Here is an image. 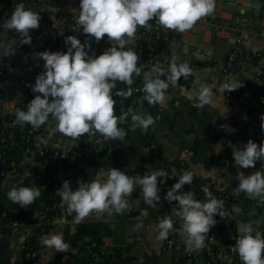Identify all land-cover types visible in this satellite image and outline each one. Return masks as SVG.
<instances>
[{"label": "crops", "instance_id": "crops-1", "mask_svg": "<svg viewBox=\"0 0 264 264\" xmlns=\"http://www.w3.org/2000/svg\"><path fill=\"white\" fill-rule=\"evenodd\" d=\"M52 7L58 10L62 3H55ZM4 8L0 3V10ZM28 8L36 10L33 6ZM208 16L211 19L222 16L233 28L213 38L208 34L199 42L201 49L187 52V58L193 64H203L208 80L190 86H169L163 104L150 105L146 102L138 114H150L154 124L145 132L139 126L133 128L129 118L123 127L124 138L113 139L103 161L86 166L81 172L80 178L91 181L95 170L102 167L119 168L131 177L137 174L143 176L151 169H163L168 179L158 185L161 202L156 207L146 204L137 185L127 198L125 210L119 213L114 210L91 213L76 221L75 214L69 215L66 206L61 207L58 189L63 182L48 184L46 178L38 179L24 169L18 170L10 180L9 191L18 186L39 187L41 195L27 208L8 200L7 204L19 218V224L0 232V264H25L22 253L24 240L42 220L43 208L54 205L60 212L50 235H61L68 247L65 251H58L45 245L41 264H68L70 259L84 256L92 248L120 254L125 264H173V254L164 251L158 225L161 219L171 215L174 208L163 197L172 187L174 177L185 171L193 174V183L188 185V190L196 199L205 200L203 189L207 187L216 198L223 193L228 194L236 202L235 207L240 209L238 214L230 213L236 217L231 222L217 220L211 228L215 246L220 249L235 246L238 223H251L253 235L259 232L264 237V201L249 199L244 193L234 195L239 182L232 156L235 147L243 148L249 139L258 144L264 143V132L254 131L258 119L252 108L244 105L247 97L254 98L252 92H260L261 84L254 83L252 74L245 72L241 58L236 60L231 72L227 70L228 54L238 37H243L247 49L264 53V0H215V8ZM242 28H246V32L241 35L239 29ZM0 42L11 44L13 47L9 50L15 51L13 55H4V49L0 48V65L7 69L13 84H17L28 70L43 68L44 61L36 53L54 50L50 40L42 38L24 46L17 37L0 34ZM178 47L176 42L173 45L175 53ZM256 62L264 65V58ZM247 82L253 85L248 92L240 94ZM22 91V88H17L15 94L9 97L6 103L8 111L12 112L17 106L16 98ZM202 92L208 93V103L201 101ZM221 125H228L230 129ZM49 138L56 144L67 145L70 163L83 142V135L73 140L56 130V124L52 125ZM261 167V162L257 161L255 168L240 170L248 175ZM74 176V171L67 170L63 181ZM76 187V184L73 185V189ZM171 219L173 228L170 231L181 234V228L175 224L176 216L171 215ZM221 227L222 231L219 230ZM229 230L233 233L229 234ZM198 256L204 264L203 248L198 250ZM217 259L218 264H242L238 252L234 256L221 252Z\"/></svg>", "mask_w": 264, "mask_h": 264}, {"label": "clouds", "instance_id": "clouds-1", "mask_svg": "<svg viewBox=\"0 0 264 264\" xmlns=\"http://www.w3.org/2000/svg\"><path fill=\"white\" fill-rule=\"evenodd\" d=\"M214 8L215 0H80L79 10H71L77 13L75 22L79 30L96 42L107 37L111 46L100 55L89 54L86 49L91 48V39L82 43L76 35H68L64 40L67 51L45 50L36 53L44 61V70L31 86L36 95L27 104L26 110L16 111V122L39 128L51 117L56 130L73 140L96 133L106 139H123L126 133L118 125L130 114L132 127L139 126L146 132L154 124L150 114L140 115L131 108L119 118L115 113L113 89L116 82L131 86L133 75L140 76L142 71L137 66L138 54L126 48V45L135 38L138 27H149V21L153 19L165 29L183 33L211 14ZM40 21L41 16L36 11L20 3L14 7L4 26L19 34L20 44H31L30 32L40 28ZM12 47L11 44L0 42L4 55H13L15 51L9 50ZM167 73L165 80L161 79L165 69L159 66L144 72V99L150 105L163 104L169 84L174 85L181 76L186 78L191 75V69L186 63L178 64L173 58ZM131 93L129 87L127 92L119 90L115 95L127 98ZM201 101L208 103L207 92H202ZM261 120V127L264 128V114ZM221 127L230 129L228 125ZM232 156L239 182L234 195L244 193L249 199L264 201V143L258 144L249 139L243 148L235 147ZM257 161L262 164L260 170L248 175L240 170L255 168ZM167 179L168 175L163 169H151L143 176L137 174L131 177L119 168L102 167L95 170L91 181L81 178L75 189L71 181H63L58 194L61 207L66 206L67 213L75 214V220L80 221L91 213L113 210L119 213L125 210L127 198L137 185L141 189L143 201L156 207L162 199L158 185ZM192 183L193 174L185 171L179 174L177 182L163 197L169 204L177 205L171 215L182 221L181 234L185 237L184 243L189 251L204 247L206 235L217 223V215L221 218H236L224 210V202L218 200L207 187L203 189L204 201L196 199L191 191H182L185 185ZM40 195L39 187L29 186L14 187L7 193L8 199L22 208L34 203ZM233 212L238 214L240 209L233 206ZM171 215L159 222L161 238H166L173 228ZM236 232L234 250L238 252L242 264H264V237L259 232L253 235L251 223H238ZM42 243L58 251H65L68 247L58 234L45 237Z\"/></svg>", "mask_w": 264, "mask_h": 264}, {"label": "built area", "instance_id": "built-area-1", "mask_svg": "<svg viewBox=\"0 0 264 264\" xmlns=\"http://www.w3.org/2000/svg\"><path fill=\"white\" fill-rule=\"evenodd\" d=\"M58 2L62 3V7L56 10L52 6ZM0 3L2 6H8L11 9V14L0 13V34L2 35H12L19 39V34L14 30L7 29L4 26V22L10 19L14 7L23 3L26 8L33 6L36 9L35 11L41 16L40 28L30 32L32 41L36 38L48 39L54 48L53 51H67V46L64 43L65 37L76 35L82 43L87 39H91V48L86 50L89 51V54L95 53V55L102 54L111 46L107 37L96 42L94 38L86 37L82 30H79V26L75 22L77 13L71 10L73 8L77 9V11L79 10L80 0H0ZM231 29L233 28L222 16L212 19L209 16L203 17L197 21L193 28L183 33L165 29L155 19L149 21V27H138L135 38L126 45V48H131L138 54L137 66L141 67L142 71L140 76L133 75V84L131 86L119 81L116 82V87L113 89L114 99L116 100V116L119 118L122 114L127 113L129 108L137 114L142 110L147 102L144 99L145 93L143 91L144 72L150 71L153 66H159L165 69V75L161 76V79L167 80V69L173 58L176 59L178 64L186 63L191 69V75L186 78L181 76L175 84L190 86L198 82L207 81L203 64H193L187 58V52L190 49H201L202 46L199 42L204 40L208 34L213 38L220 32ZM239 31L242 35L246 32V28L239 29ZM243 40V37H238L231 46L228 54L227 70L231 72L236 60L241 58L245 72L252 74V81L261 84V87H263L264 65L260 63L259 65L256 61L264 58V53L247 49L243 44ZM176 42L179 45L177 53L173 51V45ZM23 45L25 46L26 44ZM43 70V68L40 70H28L17 84H13L8 76L7 69L0 65V178L2 179L0 191L2 193L9 192V183L12 176L21 169L26 170L27 174L35 177V170H40V175L46 176L48 184H61L66 171L72 170L76 176L69 179V181H71L72 186L76 184L78 187V181L81 179V170L91 164H100L113 141V139L104 138L99 133L83 135L81 147L73 162L70 163L67 145L56 144L51 138L47 139L52 125L55 124L51 117H49L46 124L39 128H34L31 124H19L16 122L15 113L19 109L18 107L22 105V109L26 110L27 104L36 95L31 90V86L35 83L37 75ZM169 86H173V84L170 83ZM129 87H131L132 93L127 98L115 95L119 90L127 92ZM17 88H22L23 91L18 93L16 98L17 106L10 112L7 110L6 103L9 97L15 94ZM244 105L252 108L255 118L260 123L256 124L254 131L256 133L264 132V128L261 127V116L264 114V97L260 100L247 97L244 100ZM129 118H131L130 114L118 126L123 129ZM18 133L21 135V141L16 139ZM16 145L20 146L22 150L23 158L20 160L13 159L12 154L8 155V151L12 150ZM44 157L53 159V164L49 168L47 165L45 167L42 162ZM27 163L28 165L26 166ZM178 179L179 175L175 176L173 184ZM182 191H189L188 185H185ZM226 198H230V196L227 194ZM170 205L174 208L177 207L175 203ZM56 208L55 205L43 208L42 220L24 240L22 253L25 264H41V256L45 246L42 241L45 237L50 236L54 220L58 216V214H54L47 217L46 213L54 211ZM6 217L7 212L4 211L0 214V232L19 224V218L16 215L7 220L5 219ZM176 220L175 224L178 228H181L182 221L178 217H176ZM219 230L222 231L223 227L219 228ZM184 240L185 237L183 235H177L169 231L167 237L163 238L164 251L173 254V264H200L198 250L189 251L183 242ZM203 249L205 251L204 264H218L217 256L221 252H226L230 256L237 254V251L234 250L235 246H229L225 249L215 246L212 230L206 235ZM98 259V254H95V261L93 260L89 264H97ZM73 264H82V262L76 260Z\"/></svg>", "mask_w": 264, "mask_h": 264}, {"label": "trees", "instance_id": "trees-1", "mask_svg": "<svg viewBox=\"0 0 264 264\" xmlns=\"http://www.w3.org/2000/svg\"><path fill=\"white\" fill-rule=\"evenodd\" d=\"M0 13L11 14V9H10V7L6 6L3 10L2 9L0 10ZM252 85L253 84H250L249 82H247V84H245L242 87L240 94H243L246 91L248 92V90H250ZM240 94H238V95H240ZM252 94H253V97L255 99H259V100L262 99V97H264V86L261 87L260 92L258 94H256L255 92H252ZM238 97H240V96H238ZM18 108L22 109V105H20ZM16 137H17L16 138L17 140L21 141V138H20L21 135L19 133L17 134ZM8 155L13 156V159H15V160H20L21 158H23L22 150H21L20 146H18V145L14 146L12 148V150H9ZM42 162L45 164V167L47 165L49 168V166L53 164V159L52 158L46 159L44 157ZM46 171H49V170H46ZM81 172H82V170H81ZM35 175L38 179H41V178L43 179L46 177V176L44 177V175H40V170H37V169L35 170ZM1 186H2V179L0 178V189H1ZM225 195L226 194L223 193V195L218 196L217 199L222 200L224 202V210L230 214L231 212H233V206H235L236 202L231 197L226 198ZM8 200L9 199H8L7 193H2L0 191V214L4 211L7 212V217L5 218L6 220L10 219L14 215H16L7 205ZM59 212H60V210H58V207H57L56 210H54V211H48L46 213V215H47V217L52 216L54 214L59 215ZM216 220H219V222H221L223 220H229V222H231V219H228V218L216 217ZM95 254H98V256H99L97 264H125L123 259L121 258L120 254L115 255L111 251L102 250V249H98V248H92L90 250V252L84 256H78V257H74V258L70 259L68 264H73L76 260H80L82 262V264H89L93 260L95 261ZM200 264H202V263L200 262Z\"/></svg>", "mask_w": 264, "mask_h": 264}, {"label": "water", "instance_id": "water-1", "mask_svg": "<svg viewBox=\"0 0 264 264\" xmlns=\"http://www.w3.org/2000/svg\"><path fill=\"white\" fill-rule=\"evenodd\" d=\"M88 170H91V168H87ZM229 232V234H232L233 233V230H229L228 231Z\"/></svg>", "mask_w": 264, "mask_h": 264}]
</instances>
